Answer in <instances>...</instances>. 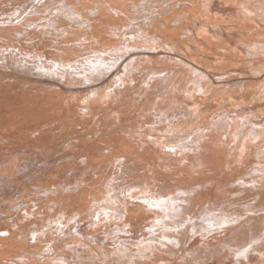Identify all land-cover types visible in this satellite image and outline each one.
<instances>
[{
    "label": "bare ground",
    "instance_id": "1",
    "mask_svg": "<svg viewBox=\"0 0 264 264\" xmlns=\"http://www.w3.org/2000/svg\"><path fill=\"white\" fill-rule=\"evenodd\" d=\"M229 1H231V3L227 5L228 3L226 4L224 0H0V54H4L5 55L4 57H6V59L7 58L9 60L11 59L10 61H12V59L14 60V58H16L15 60H18L17 58L19 59L21 58L20 61H16L18 62V65H22V63L24 62L23 65L27 64L28 66L32 68H37L38 71L39 69H42V67H47V72L51 71L52 74H56V75L57 73L63 74L65 72L64 75L67 77L70 76L73 70H76V68L79 67L78 69L81 71V73L76 74L78 78L79 77L85 78L91 75V72H87L84 68V66L91 65V63H94V66L96 65L95 69H97L96 70L98 73L97 75L104 76L106 74L107 67L103 69V66L107 64L108 58L122 56L123 54H127V53H128L127 57L129 55H132L133 57L132 52H139L140 49H144L147 52L156 51L157 53L158 51V52L164 53L166 51L163 49V45L167 46V48L169 47L168 48L169 50H174V48H178V47L183 48V49L185 48L184 49L185 51L183 50L181 54L176 53L177 54L176 56L177 58L182 59V61L184 60L190 63L191 65H193L194 63H192V61L189 60V54H190L189 50L184 46L185 41L184 39L180 37L179 33L181 31L185 34L190 33V31L194 27V26L192 27L194 22L195 23L196 22L199 23L200 21L203 22V20L200 19V16H199V13L200 14L202 13L201 10L205 11V15L209 14L210 17H213L215 19L216 23L214 22L215 24L213 26H215L216 30L212 32L220 33L221 36L226 35L225 33L226 30L230 32L231 30L229 27L230 21L234 20V21H237V23H239L243 19L244 20H256L259 18V19L264 20V0H256V1L254 0H249V1L248 0H229ZM257 2H259V5H256ZM199 24H200V29L206 28L204 23L200 22ZM162 27L166 28L165 29L166 31L165 32L162 31L159 34L160 37H158V39L159 41L161 40L162 45L161 47L159 46L156 48L155 46L158 44V39H155V40L151 39L150 36L154 34L156 29H161ZM226 28H229V29H226ZM233 35H235V32L232 33V36ZM248 35H245V36H248ZM148 38H149L148 42L143 41L144 39H148ZM164 41H166V43H164ZM68 57H73L74 59L65 60V58H68ZM136 61H137L136 59L131 58V61L128 63L125 73H123L125 76L117 75L119 79L118 84L114 85V88L111 89V92L110 93L108 92L107 94L114 95L115 97L120 98V100L123 101V92H125L127 89L130 88L128 87L129 85H131V87H134L137 84H139L143 91H146V89H148L147 87L149 84L151 85V81L153 79L147 81V79H145L144 77L145 79L144 81V79L141 80L138 77H135L136 71L134 70H136V67H133V63H135ZM78 64H80V66H78ZM190 64H187V65H190ZM193 66H191V68H193ZM81 67L83 70H81ZM197 69L198 68L196 67V70ZM41 71H44V70H41ZM156 73H157L156 71H153V74H156ZM60 77L62 76L60 75ZM149 77H151V75H149ZM71 78L73 79V76H71ZM155 81H156V78H155ZM81 82L84 83L83 80ZM157 83L159 82H156V84ZM153 84L156 85L154 82ZM7 86L5 85V88H8ZM138 89L139 88H137L136 90ZM53 90H54V87H53ZM17 91H20V90H17ZM24 91L26 90H23V92ZM49 91L45 89V94L43 96H40L37 98H31L28 101H34V102L47 101L48 105L42 108L43 112L50 111V110H52L51 112H54L58 109H62L63 107L62 102H64V106H66L65 100L60 91L56 90V88L52 92L51 91L49 92ZM74 93L72 94L74 95ZM104 94L105 93H103V95ZM126 94H125V97H126ZM76 96L78 97L79 95L77 94ZM89 96L95 97L96 99L95 95L93 96L87 95L88 99H89ZM82 98L86 99L84 96H82ZM146 98H147V94H146ZM78 99L80 100V98ZM84 99L82 102L86 104L87 101H84ZM100 101H101L100 102L101 104L102 100L100 99ZM157 101L158 103L156 102L157 103L156 105L159 106L160 104L159 100ZM113 102L109 106L114 107ZM6 103L8 104H3V102H0V122L2 121L5 122L4 120L6 119L7 120L12 119V118L9 119L8 117L6 118L7 112L12 111V107H10L12 103L8 101H6ZM83 103L82 105H85ZM90 103L92 104L91 100H90ZM108 103H106L107 106H108ZM145 104H147L146 100H145ZM27 105H29V103H27ZM68 106L70 107V105ZM124 106L125 105H123V107L121 108L123 109ZM89 107L91 106L89 105ZM154 107L156 110V106ZM20 109L19 111H21ZM70 109L75 110V108L73 109L70 108ZM125 111L126 110L122 111V110H119V108H117V110H115L114 113L117 115L118 118H121L125 114ZM143 111H145L144 108H143ZM72 112H70V114ZM170 112L169 113L165 112L164 117L170 119V116H171ZM128 113H131V112H128ZM153 113H154L153 108L151 107V110L145 111L141 114L140 120L144 121L143 122L144 124L142 123L143 125H145V123L150 124L148 125L150 126L149 130H153L155 132L154 133H152L151 131L147 132L143 129L142 131L144 132L141 133L142 138L139 137L141 140L138 142L136 141L135 136L134 137L132 136L134 139L130 137V139L128 140V138H125L127 136L122 137L121 135H118L116 133H113V134L112 133H102V132L93 133L89 131L88 133L86 132L85 134H82V135L76 134L75 136H73V142H75L73 144L74 149L77 146H84V145L87 146L88 145V149H86V152H84L85 153L84 155L82 154V151H79L77 153L76 155L77 159L75 158V155H73L76 161L71 156L73 158V163L77 162L76 166L82 165L81 170L78 171L77 174H76L77 168H74L71 166L75 164H69L72 162L71 161L72 158H69V157L63 158L64 159L63 162H62L63 159L62 160L56 159V157L51 158V159L48 157L46 158V160L44 158L46 162L45 163L46 166L48 165L47 163H49V165L53 169L50 170L49 169L50 167L48 166L49 170H44L42 172L37 171L38 172L37 173L36 172L37 169L35 170V166H34L35 163L32 164L33 159L31 157L33 155L31 156V154L28 153L27 150L20 151V149H17L16 148L18 146L17 144H16V147L13 145V142H15L14 138L17 139V137L12 136V135H3L2 133H0V264H160L161 262L162 263L165 262L166 264H171V261H172L171 258L166 256L164 251L162 250L163 247L168 246L167 245L168 243L166 244V242L171 243L173 240H178V239L179 240L183 239L184 241L185 239L186 242H189V246L191 244L197 245L200 242L208 244V245L214 244L211 246H216L218 243L223 241V235H225L224 237H226V234H227L226 232L229 231L230 229L229 230L224 229L223 231H226V232H224L223 234L220 233V235L217 234L218 232L215 231V229L213 228L218 226L221 223L220 221L221 218L217 217L215 215L216 214L215 212H214L215 214L213 213L215 215V216L213 215L214 217L213 216L211 217L210 215H207V214L205 215V217H201V215L199 217V215L197 214L198 217L195 216L197 220H195V218L189 212L188 214H184V215L183 213L179 212V214L183 215V218H182L183 220L181 222H177L179 224V225L177 224L178 226H175V222L173 224V221L175 219L174 212L177 209L176 208L177 206H175L177 202L176 200H179L180 202H183V203L185 202L188 204L189 200H192V201L197 200L198 196H200L199 192L201 191V189H204V188H201L202 186H200V185H203L202 183L194 182L195 185L200 184L198 185L199 187L198 186L197 187L201 189H198L197 187L196 188L193 187L194 184H191L192 186H190L189 184L188 186H184V184H182L183 185L182 187L180 186L181 184L173 185V184H176L177 181L176 183H173V184L171 181L170 184L172 185L169 184L170 188L164 189L170 178V175H169V173H171L170 170L174 168V166L176 165H180V167L184 166L186 171L185 172L182 171V168H181L182 173L184 172L183 174L182 173L181 174L186 179V177L191 174L190 171L191 170L193 171V168L195 167V165L191 163H194L195 160L198 161V159L200 158L197 157L198 155L197 156L195 155V160L193 157H192L193 160H189L191 158V157L189 158L190 155L188 156L190 152L188 154L187 152L186 153L184 152L185 154H187L186 156L178 155V154H174V152L178 153V151L175 149H174V152L171 150L172 152L169 153L170 151H167L165 149V144L161 143L162 140L164 139V135L162 133H164V131L169 133L168 132L169 130L166 129L167 130L166 131L164 129H161L157 125L158 123L154 122V121H157L156 117H155V120H152L151 114ZM158 113L161 114L159 111ZM56 114H58V112ZM133 114L135 113H132V116ZM97 116H100V114L95 115L96 120H97L96 118ZM128 116L130 117V114L129 115L127 114V117ZM18 117L22 118L21 116H18ZM31 117H33V115H31ZM109 117L111 118V115L109 113L102 115V117H100L101 118L100 123H102L104 119H108ZM45 118L47 119V117ZM45 118H43V120ZM69 119H71V116ZM95 119L93 118V121ZM114 119L115 118L113 117L109 119L108 121L112 122V120ZM83 120L84 119H82V122ZM21 121L25 123V121H23L22 119ZM105 121L108 122L107 120ZM174 121H177V120H173V122ZM262 121H264V117L262 118ZM94 122L98 123V121H94ZM168 122H170V120ZM260 122L261 121H259V123L256 124L257 128L254 130V133L251 134L250 132L252 131H249V133L251 134L252 137H254L257 143L259 140L264 139V125L263 127H258L261 124ZM86 123L83 122L82 125L84 124L86 125ZM175 123L176 122L172 124L175 126L176 125ZM263 123L264 122H262V124ZM108 124L106 123L107 127H108ZM253 124L254 123H252V125ZM18 125L19 124H17L16 126ZM43 125H44V121H43ZM90 127L94 128L92 126ZM107 127H105L104 125L99 128H95V130H100L102 128H107ZM135 127L136 125L134 126V128ZM70 129H72V127ZM170 129H172V127ZM114 130L116 131V129ZM83 131L82 133H84ZM201 131L204 133V128L201 129ZM201 131H200V134H201ZM22 133L24 134V130L22 131ZM75 133H78V132H75ZM80 133H81V130H80ZM167 133H164V134H167ZM172 133H169V134H172ZM18 134H20V131L19 133H17V135ZM200 134L198 133V135ZM83 135L87 137H84ZM202 135L200 136L202 137ZM26 136H24V138ZM200 136H199V139H202L200 138ZM207 136L209 137V135ZM208 137H207L208 140H206L207 142L211 140L213 142L215 139V138L213 139V137L212 138L209 137L211 139L210 140ZM33 138H31V140ZM26 139L27 138H25V140ZM168 139L169 138H167V140ZM21 140H22V137H21ZM62 140L61 141L59 140V142H63ZM217 142H219V140ZM169 143H171V141ZM183 144H185V142ZM188 144L193 146V144L191 143H188ZM200 144H203V143H199V146L196 145L198 150H199L198 147H200ZM60 145L59 146L57 145V146L60 147ZM206 145L207 144L205 145L203 144L201 148L204 147L205 149ZM209 145L206 146L207 149L208 147H210ZM218 145L217 146L215 145V146L217 147V151L220 152V149L218 150L219 148ZM73 146H71V149ZM192 146L190 148L195 147V146L193 147ZM212 146H214V144L211 145V147ZM254 146L255 145L250 142L249 144L245 143V145L241 148L239 152V153L242 152L241 153L242 155L237 160H239L240 163H243L245 161L243 158L246 157L248 149L250 147L254 148ZM168 148L170 147L168 146ZM178 148H179L178 150L181 151V146H178ZM212 148L216 149L215 147H212ZM211 149L209 150V152L212 151L214 153V151H216L214 149L212 150ZM184 150H186V148ZM33 152L35 151H32V153ZM194 152L195 151H193V153ZM197 152H200V151H197ZM201 152L204 153L205 151L201 150ZM251 152L253 151L251 150ZM105 153L114 154V158L110 157L106 159L107 156H104ZM193 153H190V154L192 155ZM54 154L55 152L53 153V157H54ZM62 154H65V152ZM214 155H216V153H214ZM217 155L219 156L220 153H218ZM56 156H57V152H56ZM250 156L251 155H249V157ZM196 157L198 159H196ZM210 158L208 157L209 161H210ZM204 159L206 158L204 157ZM216 161H219L218 158H216ZM249 161L251 163L250 162H247V163H250L249 168L250 170H252L254 169L252 165L256 163L254 160L253 161L249 160ZM43 162H40V163H43ZM199 162L201 164H204L206 161L204 162L198 161V163ZM224 162L226 161L221 162V164ZM213 163L218 165L217 162L216 163L212 162L211 164ZM211 164L209 165L212 166ZM246 165H244V167H246ZM219 166H218V169H219ZM256 166H260L261 171L262 169H264V163L263 164L259 163V165L257 164ZM238 168L240 169V167ZM163 170L167 171V173L164 172ZM256 170L257 169H255V172ZM168 171L170 172L168 173ZM213 171L216 172L217 170L216 171L213 170ZM245 171H247V168L246 170L244 168V172ZM172 173H173V170H172ZM248 173L246 172L244 174H248ZM27 174H28V177H31L30 175H33V181H35L34 183L27 184L26 182L27 180L26 181L25 179L20 180L21 176L25 178ZM226 174L223 173V177H225ZM228 175L229 174H227V176ZM137 176H138V181H134L137 179V178L134 179ZM241 176L245 177L243 173ZM241 176H239L238 178L241 179ZM67 178L69 179L67 180ZM127 178H130V179L132 178L131 180L134 179L133 180L134 182H130L131 180ZM139 178L141 180H139ZM173 179H174V176H173ZM45 180H48V183L44 182ZM230 180L234 181V179L232 178ZM214 181L217 182L216 179ZM80 182L81 183L83 182V184L84 183L88 184V186L93 187L94 190L88 191L82 188L83 191L81 192H79V190L76 191V188L78 187V184H80ZM221 183H224V182H221ZM207 188L208 187H206L204 190L208 191ZM211 192H213L212 193L213 196H216L217 194L216 190L211 191ZM112 195L114 198L113 199L114 202L113 201L111 202V200L110 202L114 203V206L117 208L116 210H118V215H119L118 217H120V220H122V225H120L121 223L119 225H116V224L114 225L112 224L113 221L109 222L110 220L113 219V215H114L110 213L111 207L108 208L110 211L109 212L110 216L112 215L111 219L108 221L109 223L105 222V224L104 223L102 224L98 222L99 219H95V218L93 219L90 217V214L88 215V212L92 211L91 209L96 208L97 206H101L102 204H104V202L107 203L106 201L110 199L109 197H111ZM91 196H93V198H91ZM199 203H203V201ZM213 203L214 202H212V206H213ZM181 205H182V211H183V208L185 207H183V204ZM57 206H60V208H58L59 210L56 209ZM50 209L51 210L56 209L55 210L56 214L45 219ZM198 209L199 207L196 210ZM213 209L212 211L211 210L210 211L213 212L214 211ZM113 210H112V213H114ZM201 210H198V212H200ZM208 210H209V207H208ZM101 212H103V210ZM192 213L193 215L195 214L194 212ZM200 213L203 214L202 211ZM209 213L210 212H208V214ZM95 214L97 216V213ZM218 215L220 214L218 213ZM116 216L114 215V217ZM103 218L104 219L107 218L106 215ZM253 219L255 220L256 218H253ZM44 220L46 221V223L43 225L42 223ZM116 220L118 221V223L120 222L118 219H115L114 222H116ZM247 221L248 220H246V222ZM97 222L100 224H98ZM252 223H254V221H252ZM36 224H38V226H36ZM255 224L256 223L252 224V227L255 226ZM249 228H250V231H252L251 226ZM258 228H259V225H258ZM217 229L218 227L216 228V230ZM237 229H240L239 224L237 226ZM191 230L192 231L194 230L195 232H200V234L195 235V236L193 234L191 235L190 234ZM163 231L164 232L166 231V232L164 233ZM174 231H177L176 234L179 237L175 235ZM211 231L213 234H210L212 235L211 237L208 234V236L210 237L209 238L206 235L207 233ZM214 231L217 233L215 234ZM235 237H238V236H235ZM253 238L251 237L253 241L252 240L250 242L248 241V243L244 244V246L245 247L250 246L251 242L257 245L259 243L258 242L259 238L257 237H253ZM162 240H166L165 243ZM262 240L264 241V237L262 238ZM183 245L184 244H182L181 247H184ZM187 245L188 244H186V248H187ZM174 246L175 245L173 243V247ZM254 248L257 249L258 247H254ZM253 249L243 250L244 251L242 254L244 257L243 259H245L246 263L248 264L251 263V260L253 257V251H252ZM249 251H252V252L249 253ZM189 256H183V257H186L187 259V257L190 258ZM178 258L180 257L178 256ZM199 260H202V259H199Z\"/></svg>",
    "mask_w": 264,
    "mask_h": 264
},
{
    "label": "rangeland",
    "instance_id": "2",
    "mask_svg": "<svg viewBox=\"0 0 264 264\" xmlns=\"http://www.w3.org/2000/svg\"><path fill=\"white\" fill-rule=\"evenodd\" d=\"M254 1H256V0H254ZM224 2L226 4L228 3L227 5H229L231 3V1H229V0H224ZM256 5H259V2H257ZM201 12L202 13L201 14L199 13V16H200V19L203 20V22L202 21H200V22L204 23L206 28L200 29V24H199L200 22L199 23L194 22L192 25V27L193 26L194 27L190 31V33L185 34L182 31L179 33L180 37L182 39H184V41H185L184 46L189 50V53H190L189 54V60L192 61V63H194L193 64L194 66L191 65L190 63L184 61V60L182 61V59L177 58L176 53L181 54L185 48L183 49V48L178 47V48H174V50H169L168 49L169 47L167 48V46L163 45V49L166 51L164 53L158 52V51H157V53H156V51L155 52H147L144 49H140L139 52H132L133 57H132V55H129L130 57L129 56L127 57V55H128V53H127V54H123L122 56L108 58L107 64L105 66H103V69H105L107 67L106 74L104 76L97 75L98 73L96 71L97 69H95L96 65L94 66V63H91V65H86V66H84V68L87 72H91V75H89L88 77H85V78L79 77V78H81V79H79L78 76L76 75V74L81 73V71L78 69L79 67H77L76 70L72 71V73L69 76L70 78H69V77L64 75V73H65L64 71H62V72H64L63 74L57 73V75L52 74L51 71L47 72V67H42V69H39V71H38L37 68H32V67L28 66L27 64L23 65L24 62L22 63V65H18V62H16V61H20L21 58L20 59L17 58L18 60H15L16 58H14V60L12 59V61H10L11 59L10 60L8 58L6 59V57H4L5 56L4 54H0V57H1L0 58V84H1L0 94L2 93L0 95V102H3V104H8V103H6V101L12 103L10 105V107H12V111L7 112V114H6V118L8 117L9 119H11V118L12 119L11 120L6 119V120H4L5 122H3V121L0 122V124H1L0 127H2V128H0V133H2L3 135H12V136L17 137V139L14 138L15 142H13V145L16 147V144H17L18 146L21 147L20 148L17 146L16 147L17 149H20V151L21 150H27L28 153L31 154V156L33 155L31 157L34 161V162L32 161V164L35 163L34 166H35V170L37 169L36 172L37 171L42 172L44 170H49V169L52 170L53 169L49 165V163H47L48 164L47 166L45 164L46 163L45 160L48 157L50 159L56 157V159L62 160L63 158H67V157H69V158L73 157L74 158L73 155H75V158H76V155L79 151H82L83 155L85 154L84 152H86V149H88V145L87 146H85V145L84 146H77L74 149L73 144L75 142H73V136H75L76 134L82 135V134H85L86 132L88 133L89 131L93 132V133H99V132L100 133L101 132L102 133H112V134L116 133L118 135H121L122 137L127 136L125 138H128V140L130 139V137L135 136L136 141L138 142L141 140L140 138H142L141 133L144 132V131H142L143 129L147 132L151 131L152 133H154L155 131L149 130L150 126H148V125H150V124L145 123V125L147 126L146 127L145 125H143L144 121L140 120L141 114L145 111L151 110V107H152L153 112H154L153 114H151L152 120H155V117H156L157 121H154V122L158 123L157 125L161 129H164V130L167 129V130H169L168 131L169 133L173 132L172 134H169L165 131H164V133H167V134L162 133L164 135L165 140L163 139L164 141L162 140L161 143L165 144V149L167 151H170L169 153H171L172 151L174 152V149H175L178 151V153L174 152V154L185 155V156L189 152L193 153V151H195L193 153L194 155L193 154L191 155L190 153L188 154V156L190 155L189 158L191 157L190 159L188 158L189 160H193L192 157L195 160V155L196 156L198 155L197 157L200 158V159H198L196 157V159H198V161H202V162L206 161L207 162V163L205 162L204 164H201L200 162L198 163V161L195 160L194 161L195 164H194V163H191L189 161L191 164L195 165V167L193 168L194 172L191 170L190 171L191 174L188 175L186 177V179L182 175L186 171L184 166H181V167H180V165L174 166V168H172L170 170L171 173L173 170L172 174L169 173L170 171H168L170 178H169L168 183L164 189H169L170 185H172L173 183H176V181H177V183L173 184V185H178V184L180 185L181 184L180 186L183 187L182 184H184V186H188V184L190 186H192L191 184H194V182L195 183H202L203 185H200V184H198V185L202 186L201 188H204V189L206 187H208L207 190L209 191L208 192L204 189L198 188L199 186L197 184L196 185L194 184L195 186L193 185V187L196 188L198 186L197 188L201 189V191L199 192L200 196H198V199H197L198 202H197V200H195L196 202L189 200V202L187 204L185 202L183 203V202H180L179 200H176L177 202H176L175 206H177L176 207L177 209L174 212V214H175L174 216H175V219L177 221L174 219L173 224L175 222V226H178L179 224L177 222H181L183 220L182 219L183 215L188 214V212L195 218V220H197L196 217H198V215H199V217H200V215H201V217H205V215L207 214V215H210L212 217L216 213L215 215L217 217L221 218V220H220L221 223L218 226L213 228V229H215V231L218 232L217 233L214 231L215 234L216 233L218 235H220V233L223 234L224 232H226V231H223L224 229H227V230L230 229L231 230V232H230V230L226 232L228 234V235L226 234V237H224L225 235H223V241H221L217 245L215 244L216 246H211L214 244L208 245V244L200 242L197 245L191 244L193 246L192 247L191 245L189 246V242H186L185 239H184V241H183V239L173 240L171 242L172 244L169 242H166V244L168 243L167 244L168 246L163 247L162 250L164 251L166 256L171 258V260H172L171 264H229V263L230 264H236V263L237 264L238 263L239 264H248V263H246L245 259H243L244 258L242 255L244 252L243 250L244 249L245 250H249V249L251 250L254 247H258V248L257 249L254 248L252 250L253 251V257H252L250 264H264V241L262 240V238L264 237V169H262V171H261L260 166H256L257 164L259 165V163H261V164L264 163V159H263L264 158V150H263L264 149L263 148L264 147V139L259 140L257 143V141L254 139V137L251 136V134L254 133V130L257 128L256 124H258L259 121H261L260 122L261 124L258 127H263V125H264V123L262 124V122H264V121H262V118L264 117V42H263L264 41V20L259 19V18L256 20H244L243 19L239 23H237V21H234V20L230 21L229 22V27L231 29L230 32L226 30L225 33L227 36L226 35L221 36L220 33H213L212 32V31L216 30L215 26H213L216 23L215 19L213 17H210L209 14L205 15L204 10H201ZM207 16H208V18H207ZM252 18H253V16H252ZM209 23L211 26L209 25ZM165 29L166 28H163V27L161 29H156L154 34L152 36H150L151 39H154V40L158 39V37H160L159 34L162 31L165 32L166 31ZM195 29H197V30H195ZM226 29H229V28H226ZM234 32H235V35L232 36V33H234ZM245 35H248V36H245ZM239 38H241V39H239ZM148 40H149V38L144 39L143 41L148 42ZM164 43H166V41H164ZM158 44L155 46L156 48L159 46L161 47V45H162V42H161V40L159 41V39H158ZM249 45H251V46H249ZM142 52H143V54H142ZM155 57H157V58H155ZM131 58H134L137 60L135 63H133V67H136V70H134V71H136L135 77H138L141 80H143L145 77V79H147V81L153 79L151 81V85H153V86H151L149 84L147 87L148 89H146V91H143L139 84H137L134 87H131V85H129L128 87H130L132 89L129 88L125 92H123V101H122V100H120V98H117L114 95H109L107 93L108 92L110 93L111 89L114 88V85L118 84L119 79H118L117 75L118 76H120V75L125 76L123 73H125V71L127 69V65L131 61ZM66 59L67 60H73L74 58L68 57V58H65V60ZM139 61H140V63H139ZM187 64H190V65H187ZM78 66H80V64H78ZM191 66H193V68H191ZM196 67L198 68L197 70H196ZM41 70H44L45 72L41 71ZM81 70H83L82 67H81ZM169 70H170V72H169ZM153 71H156L157 73L153 74ZM58 74H60L62 77H60V75H58ZM149 75H151V77H149ZM156 75H158V76H156ZM71 76H73V79L71 78ZM74 77L76 80L74 79ZM115 78H116V80H115ZM155 78H156V81H155ZM145 79H144V81H145ZM5 80H7V81H5ZM82 80L84 83L81 82ZM79 82H81V83H79ZM153 82L155 84H156V82H159V83H157L158 85L156 84L158 87L156 85H154ZM2 83L3 84L5 83V84L3 85ZM5 85L6 86L8 85L7 87L9 89L5 88ZM26 86H27V88H26ZM149 86H151V87H149ZM53 87H54V90L56 88V90L60 91L63 95L66 106H64V102H62V104H63L62 109H58L54 112H51L52 110L43 112L42 108L48 105L47 101H38V102L28 101L31 98H37V97L43 96L45 94V89L47 91L50 90L51 92L54 91ZM136 87L139 89L136 90L137 89ZM217 89H218V91H217ZM17 90H20V91H17ZM23 90H26L27 92L26 91L23 92ZM74 91H75V93H74ZM136 91H137V93H136ZM84 92H86V93H84ZM72 93H74V95ZM95 93H97V94H95ZM103 93H105L104 95L106 97L103 95ZM77 94L79 95L78 97L76 96ZM125 94H126V97H125ZM146 94H147V98H146ZM80 95L84 96L85 98L87 97V95H92V96L95 95L97 100L95 99V97H90V96H89V99H88V97L86 99H84ZM112 96H114V97H112ZM70 97L71 98L73 97L72 100ZM78 98H80V100ZM149 98H151V99H149ZM183 98H184V100H183ZM5 99H7V100H5ZM83 99H84V101H87L86 104L82 102ZM100 99L102 100L101 104H100V102H101ZM90 100L92 101V104L90 103ZM145 100H146L147 104H145ZM157 100H159V103H160L159 106L156 105L158 103ZM180 101H182V102H180ZM112 102H113L114 107L109 106V105H111ZM174 102H176L177 104ZM15 103H17V104H15ZM27 103H29L30 106L27 105ZM82 103L85 105H82ZM87 103L92 108L89 107V105ZM106 103H108L109 107L107 106ZM127 104H129L130 106ZM68 105H70V107ZM123 105H125V106L122 109L121 107H123ZM126 105H127V107H126ZM160 105H161V107H160ZM193 105L196 107H194ZM13 106H15V107H13ZM154 106H156V110H155ZM129 107H131V108H129ZM142 107L144 108L145 111H143ZM145 107H147L148 109ZM70 108H72V109L75 108L76 111L71 110ZM107 108H108V110H107ZM117 108H119V110H122V111L126 110L125 114H124L125 116L123 115L121 118H118L117 115L114 113V111L117 110ZM141 108H142V110H141ZM19 109L21 111H19ZM90 109H92V110H90ZM133 109L135 110V112ZM170 110H171V112H170ZM67 111H69V112H67ZM104 111H106V112H104ZM110 111H112V112H110ZM158 111L161 114H159ZM33 112H34V114H33ZM57 112H58V114H56ZM70 112H72V113L70 114ZM128 112H131V113H128ZM165 112L166 113L170 112V115H171L170 119L164 117ZM108 113L111 115V118L114 117L115 119L112 120V122H111V121H108L109 119H111L109 117L108 119H104V121L107 120L108 122L102 121V123H100V121H101L100 117H102V115L108 114ZM132 113H135V114H133V116H132ZM94 114L95 115L100 114V116L96 117L97 120L95 119ZM127 114L128 115L130 114V117H132V118H130L129 116H128L129 117L128 118ZM31 115H33V117H31ZM34 115H36V116H34ZM37 115H38V117H37ZM42 115H43V117H42ZM18 116H21L22 118H19ZM70 116H71V119H69ZM45 117H47V119ZM80 117L81 118L83 117L82 118V119H84L83 122L86 123V121H87L88 124L86 123V125L85 124L82 125L83 122H82V119ZM161 117H163V118H161ZM16 118H17V120H16ZM43 118H45V119L43 120ZM93 118L95 119L94 121H98V123L96 122L97 125L93 121ZM21 119L23 121H25V123L22 122ZM75 119H77V120H75ZM89 119H91V120H89ZM19 120H20V122H19ZM49 120H50V122H49ZM80 120L82 123L80 122ZM169 120H170V122H168ZM173 120H177V121H174V122H176L175 126L172 124V123H174ZM43 121H44V125H43ZM68 121H69V123H68ZM163 121H165V122H163ZM171 121H172V123H171ZM27 122L29 123V125ZM92 122H93V124H92ZM166 122H167V124H166ZM106 123L107 124L110 123V124H108V127H107ZM198 123H199V125H198ZM252 123H254L255 125L254 124L252 125ZM17 124H19L20 126L19 125L16 126ZM169 124H171V125H169ZM177 124L179 125V127ZM104 125L107 128L95 130V128H99V127L104 126ZM135 125H136V127L134 128ZM189 125H190V127H189ZM63 126H65V127H63ZM88 126L89 127L92 126L94 128L90 127L91 128L90 129ZM201 126H203V127H201ZM66 127H67V129H66ZM71 127H72V129H70ZM129 127H130V129H129ZM171 127H172V129H170ZM4 128L5 129L8 128V129L5 130ZM43 128H45V129H43ZM203 128H204V133L201 131V129H203ZM229 128H230V130H229ZM2 129H4V130H2ZM114 129H116L117 132ZM23 130H24V134L22 133ZM80 130H81V133H80ZM103 130H105V131H103ZM19 131H20V134L17 135V133H19ZM82 131L84 133H82ZM125 131H127V132H125ZM192 131H194V132H192ZM200 131H201V134H200ZM249 131H252V132H250L251 134L249 133ZM75 132H78V133H75ZM72 133H74V134H72ZM189 133H191V134H189ZM198 133L200 135H202V133H203L202 137L200 135H198ZM28 135H29V137H28ZM207 135H209V137H211V138L213 137V139L215 138L216 141L214 139L215 142L214 141L212 142V140ZM24 136H26L25 137V138H27L26 140H25ZM199 136L202 139H199ZM21 137H22V140H21ZM33 137L36 138L37 140L34 139ZM84 137H87V136H84ZM133 137H132V139H134ZM205 137H206V139H205ZM207 137L211 141L207 142L206 141V140H208ZM31 138H33V139L31 140ZM167 138H169V139L167 140ZM23 140H25V141H23ZM59 140L60 141L62 140L63 142H59ZM218 140H219V142H217ZM170 141H171V143H169ZM194 141H196V142H194ZM205 141H206V143H205ZM43 142H45V143H43ZM184 142H185V144H183ZM249 142L254 144L255 146H254V148L250 147L248 149V152H247L248 157L246 155V157L243 158L245 161L243 163H240L239 160H237V159H239V157H241L242 152L241 153H239V152H240L241 148L245 145V143L249 144ZM27 143L28 144L30 143V144L28 145ZM34 143H35V145H34ZM186 143L187 144L191 143L195 147H193L190 144L187 145ZM199 143H203L204 145L207 144L206 146H208L210 144L209 145L210 147H211V145L214 144V146H212V147H215L216 149H214L212 147L211 148L216 150V151L213 150L214 153H216V155L218 153H220V155L216 156V155H214V153L212 151H210L211 152L210 153L209 152V150L211 149L210 147H208V149L210 148L209 150L207 149L206 146H205L206 150L204 149V147L201 148V146H203V144H200V147H198L199 148V150H198L196 145L199 146ZM39 144H40V146H39ZM57 145L58 146L60 145V147H58ZM70 145L73 146L72 149H71ZM215 145L216 146L218 145V147H219L218 150L220 149V152L217 151V147ZM168 146L170 148H168ZM178 146H181V151L178 150L179 149ZM191 146L194 149L190 148ZM185 148H186V150H184ZM252 148L255 150H253ZM81 149H83V150H81ZM71 150H72L73 154H72ZM201 150L205 151V152L203 153V152H201ZM251 150L253 152H251ZM32 151H35V152L32 153ZM197 151H200V152H197ZM206 151L209 152L210 154L207 153ZM54 152H55V154L53 157ZM56 152H57V156H56ZM64 152H65V154H62ZM184 152L185 153L187 152V154H185ZM179 153H181V154H179ZM201 153H202V155H201ZM61 154L63 155V157ZM212 154H213V156H212ZM64 155H66V156H64ZM249 155H251V156L249 157ZM104 156H107L106 159L110 158V157L114 158V154H110V153H105ZM207 156L209 158L211 157L210 161L215 162V163L217 162L218 165L214 164V163L211 164L212 162H210L208 160ZM204 157L206 159H204ZM44 158H45V160H44ZM73 158L71 160L72 162L69 164H75V165H71V166L74 168H77V171H76V174H77L78 171L81 170L82 165L76 166L77 162L73 163ZM216 158H218L219 161H216ZM76 159H75V161H76ZM213 159H214V161H213ZM249 160H251V161L254 160L256 163V164L252 165L254 168L252 170H250V168H249L250 163H251ZM63 161H64V159L62 160V162ZM223 161H226V162L221 164V162H223ZM40 162H43L44 164L40 163ZM237 162L239 165L237 164ZM247 162H250V163H247ZM197 163H198V165H197ZM235 163H236V165H235ZM199 164H201V165H199ZM209 164H211L212 166H210ZM242 164H244V165L247 164V165H246V167H244V165H242ZM203 165H204V167H203ZM205 165L206 166L209 165V166H207V168L212 167V168H210L211 170L209 168L207 169ZM219 165H221V166H219ZM234 165H235V167H234ZM218 166H219V169H218ZM53 167H54V165H53ZM201 167H202V169H201ZM232 167H233V169H232ZM238 167H240V169L242 167H244L245 170L247 168V171L244 172V168H242L241 169L242 172H241ZM181 168H182V171H184L183 173L181 171ZM235 169H236V171H235ZM255 169H257L256 172H255ZM206 170H207V172H206ZM213 170H215V171L219 170L218 171L219 173L217 171H216L217 172L216 173ZM248 171H249V173H248ZM164 172L167 173V171H164ZM197 172H198V174H197ZM246 172L248 174H244ZM259 172H261V173H259ZM223 173H225V174L227 173L229 175L227 176V174H226V176L224 175L225 177H223ZM242 173L245 177L241 176ZM22 174H23V172H22ZM194 174H196V175H194ZM30 176L31 177H28V174H27V176L25 178L23 176H21V178L20 177L19 178H20V180H23V179H25V181L27 180L26 181L27 184L34 183L35 181H33V175H30ZM173 176H174V179H173ZM239 176H241V179L238 178ZM221 177H222V179H221ZM228 177L230 179L231 178L234 179V181L230 180ZM212 178L214 180L216 179L217 182L214 181ZM68 179L69 178H67V180ZM127 179L131 180L132 178L131 179L127 178ZM134 179H136V180H134ZM134 179H133L134 181H138V176L135 177ZM133 180H131L130 182H134ZM139 180H141V179L139 178ZM171 181H172V184H170ZM188 181L189 182L191 181V182L189 183ZM210 181H211V183H210ZM212 181H213V183H212ZM237 181H239V182H237ZM44 182L48 183V180H45ZM221 182H224V183H221ZM82 188L86 189L88 191L94 190L93 187H89L88 184H85V183L83 184V182L82 183L80 182V184H78V187L76 188V191L79 190V192H81V191H83ZM216 188H218V189H216ZM210 190L211 191L216 190V193H217L216 196H213L212 195L213 192H211ZM210 192H211V194H210ZM74 194H76V193H74ZM226 194H228V195H226ZM191 196H193V195H191ZM200 197L202 198V200ZM91 198H93V196H91ZM109 198H110V199H108L109 202H110V200H111V202L112 201L114 202L113 195ZM108 200L106 201L107 203L104 202V204H102L101 206H97L96 208L91 209L92 211L88 212V215L90 214V217L93 219L94 218L99 219L98 222H100L102 224L103 223L105 224V222L109 223V222L113 221L112 224H114V225L115 224L119 225L120 223H121L120 225H122V220H120V217H118L119 215H118V210H116L117 208L114 206V203H111V202L109 203ZM202 201H203V203H199ZM212 202H214L213 206H215V207L212 206ZM191 203H192V205H191ZM207 203H209L210 205ZM181 204H183V207H185V208H183V211H182V205ZM188 206L189 207L192 206V207L189 208ZM197 206L199 207L198 210L202 209L201 211L203 212V214L200 213L201 211L198 212V210H196L198 208ZM207 206L209 207V210H208ZM109 207H111L110 208L111 212L108 209ZM58 208H60V206L56 207L57 210H59ZM56 209H52V210L50 209L51 211L50 210L48 211V215H46L45 219L55 215ZM113 209H115V210H113ZM185 209H187V210H185ZM212 209L214 210L213 212H211ZM97 210H98V212H97ZM102 210H103V212H101ZM112 210L114 213H112ZM109 212L112 215L113 214L115 216L117 215L116 217H114V215H113V219L114 220L118 219L120 222L118 223V221L116 220V222H117L116 223V222H114L113 219L110 220L112 215L110 216ZM115 212H116V214H115ZM179 212L183 213V215L179 214ZM192 212H194L195 214L193 215ZM204 212H205V214H204ZM208 212H210V213L208 214ZM95 213H97V216ZM211 213H212V215H211ZM218 213L220 215H218ZM105 215L107 218L104 219L103 217H105ZM238 218H240V219H238ZM253 218H256L255 219L256 221ZM100 219H102V220H100ZM234 219H236V220H234ZM249 219H251L252 221H254V223H256L255 226L252 227V224H254V223H252V221ZM103 220H104V222H103ZM246 220H248V221L246 222ZM257 220H259V221H257ZM45 223H46V221L44 220L42 224L44 225ZM100 223H98V224H100ZM238 224L240 225L241 230L237 229ZM258 225H259V228H258ZM36 226H38V224H36ZM243 226L245 229L243 228ZM250 226H251L252 231H250V228H249ZM217 227H218V229L216 230ZM174 232H175V235H177L176 234L177 231H174ZM161 233H162V231H161ZM230 233H232L233 235ZM190 234L191 235L193 234L195 236V235H199L200 232H195L194 230L193 231L191 230ZM208 234L211 237L212 235H210V234H213V233H212V231L207 233V235H206L207 237H209ZM259 234L262 237H260ZM124 236H126V235H124ZM235 236H238L239 238L235 237ZM177 237H179V236L177 235ZM251 237L252 238L253 237L259 238L258 239L259 243L256 245V244H253L251 242L250 246L245 247L244 244L248 243V241L250 242L252 240ZM162 241L165 243L166 240H162ZM228 241H229V243H228ZM173 243L175 245L174 247H173ZM177 244H178V246H177ZM182 244H184L183 245L184 247H181ZM186 244H188L187 248H186ZM240 245L242 246L243 249L241 248ZM258 245L259 246L261 245V246L259 247ZM170 246H171V248H170ZM252 246H254V247H252ZM175 247H177V248H175ZM183 248H185V249H183ZM168 249H169V251H168ZM188 250H189V252H188ZM252 251H249V253ZM182 253H184V254H182ZM189 254H190V256H189ZM178 256L180 258H178ZM183 256H189L191 259L188 257L186 259V257H183ZM199 257H201V258H199ZM175 259H177V260H175ZM199 259H202L203 261L199 260ZM181 260H182V262H181ZM164 263L165 262H163L162 264H164Z\"/></svg>",
    "mask_w": 264,
    "mask_h": 264
}]
</instances>
